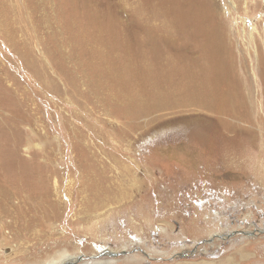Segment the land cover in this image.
Returning <instances> with one entry per match:
<instances>
[{"label": "rangeland", "instance_id": "obj_1", "mask_svg": "<svg viewBox=\"0 0 264 264\" xmlns=\"http://www.w3.org/2000/svg\"><path fill=\"white\" fill-rule=\"evenodd\" d=\"M4 161L0 264H264V0H0Z\"/></svg>", "mask_w": 264, "mask_h": 264}, {"label": "bare ground", "instance_id": "obj_2", "mask_svg": "<svg viewBox=\"0 0 264 264\" xmlns=\"http://www.w3.org/2000/svg\"><path fill=\"white\" fill-rule=\"evenodd\" d=\"M220 70H222V69H220ZM201 90H203V89H201ZM234 100H235L234 98H230L228 101H223V102L217 101V104L214 105L213 109L216 112L217 111L220 112L221 113L220 115H223V113L225 111L224 108H227V109H229L228 115H231L234 118H237L238 117V113L235 110V101ZM8 162L9 161H4V163H6V166L0 167V209H1V212L6 217H10L12 219V223L11 224H12V226L14 227V229L17 232L21 233V230L29 231L30 228H31L32 232H35V230L33 228L35 227L36 224H40L39 222L42 223L43 219L42 220L41 219H35L34 216H23V215L21 216L19 214H23V213H21L19 211L20 209L15 208V205H13V203H11L12 200L15 199V196L19 195V191L22 192L20 189H22V188L25 189L26 188V179H27V177L23 178V176H26V175H25L24 171H22L23 167L21 166V164H20L21 167L19 168L18 175H13L10 172H7V163ZM30 192L28 191L29 194L32 193V192L31 193ZM28 197H29V195H28ZM5 216H0V220H1L2 217H5ZM2 226H3V224H2ZM164 231L166 232L167 230H164ZM22 238H24V237H22ZM17 240H19V235H18ZM24 241H26V240H24ZM36 242H35V244H37L39 242V240H38L37 243ZM125 246L126 245H123V247L121 249H125ZM33 247H35V246H33ZM107 248H108V246H105L106 250L98 251L96 247H93L92 250L94 251V253H91L92 254L91 257L84 258L85 260H88V261L87 262L84 261L83 264H87V263H91V264H111L112 263L111 261L105 259V255L109 256V255L113 254V253H111V251H109V248L108 249ZM111 249H113V248H111ZM27 250L28 249L21 250V251H18L17 253L18 254L19 253H25V252H27ZM64 252H65V249H63L60 253H57L58 254L57 260L50 261V262H47V263H44V264H64V263L67 264L70 261L77 260V258L72 256L71 254L62 255ZM99 252H102V256H100V258L97 257V253H99ZM126 259L132 260V259H135V256H130V257L126 258ZM200 264H202V263H200Z\"/></svg>", "mask_w": 264, "mask_h": 264}]
</instances>
